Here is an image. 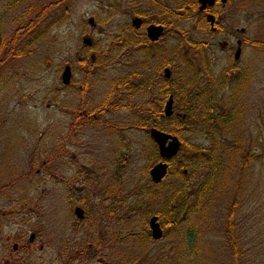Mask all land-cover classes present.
Wrapping results in <instances>:
<instances>
[{"label": "rangeland", "instance_id": "obj_1", "mask_svg": "<svg viewBox=\"0 0 264 264\" xmlns=\"http://www.w3.org/2000/svg\"><path fill=\"white\" fill-rule=\"evenodd\" d=\"M154 1L0 0V31L5 37H18L14 20L26 6L51 4L27 33L36 38L32 51L0 65V264L197 262L195 255L188 254L183 220L164 237L145 240L143 218L150 209L158 208V199L148 208L130 207L137 188L143 191L148 186L143 168L154 161L150 137L146 130L132 125L136 121L126 107L139 100L137 96L125 99L121 94L119 98L111 95L110 101L117 106L110 105L109 115L106 95L112 80L127 76L137 81L130 73L137 70L140 54L117 41L115 51L99 55L98 65L79 62L91 59L90 44L111 48L116 35L127 33L132 17L142 16L133 13L135 9L149 11V17L158 20L157 3L175 9L186 0ZM215 9L220 31L192 28L191 19L179 25L194 38L203 37L215 76L229 66L248 71L250 115L256 119L255 134L264 142V48L250 43L264 44V0H228L219 2ZM90 17L93 23L88 22ZM29 18L32 20L34 14L22 18V24ZM239 28H244L243 33ZM137 31L143 32L144 27ZM83 38L90 43H84ZM236 38H242L243 43L234 59ZM156 42L159 51L149 65L155 68L163 63V55L174 48L176 78L187 76L186 65L179 59L184 42L177 34L164 29ZM3 54L0 52V59ZM187 56L201 68L199 54L190 50ZM65 64L71 66L66 83L61 80ZM200 77L205 79L202 71ZM183 136L192 142L202 140L193 130ZM173 180L167 177L150 190L162 193ZM189 180L193 183L194 178ZM240 194L243 197L234 218L238 243L250 249L237 264H264V157L248 174ZM230 198L231 191L216 198L212 220L203 223L194 240L200 264H235L225 237ZM74 206L86 210L82 218L75 217Z\"/></svg>", "mask_w": 264, "mask_h": 264}, {"label": "trees", "instance_id": "obj_2", "mask_svg": "<svg viewBox=\"0 0 264 264\" xmlns=\"http://www.w3.org/2000/svg\"><path fill=\"white\" fill-rule=\"evenodd\" d=\"M150 1L156 3L154 0ZM196 5V1L186 0L171 10L166 4L157 3L160 12L158 20L149 17V11L139 12L135 9L133 12L144 16L146 22L155 21L162 24L166 30L175 32L179 41L184 42V46L180 45L179 59L186 65L188 74L190 73L187 76L176 78L177 66L175 64H172L169 78L162 73L163 66L170 64L169 61L176 51L174 48L169 54L163 55V60H165L163 63L155 68L151 67L149 61L156 57L159 46L157 43H151L145 34L137 31L138 28L133 25L128 27L127 33L114 37L111 48L110 45L101 48L90 44L88 49L93 50L91 59H80L79 62L88 66L98 65L99 62L96 60L99 55L115 51L119 46L116 44L117 41H121V47L128 46L140 54V64L136 66L137 70L130 73L131 76L137 77V81L124 80L129 83L130 97L137 96L139 99L133 104L126 105L136 121V124L132 125L141 130L146 128L147 133L150 127L169 132L180 139L181 146L178 153L167 160V174L159 182L150 179L148 174L150 165H145L143 172L148 176V186L143 191L140 187L137 188L136 199L130 207L133 208L132 210L148 208L158 199V208L150 209L147 213L156 214L161 221L162 237L170 230L176 229L182 220L186 222L184 239L188 254L195 255L197 262L188 260L185 264H200L199 250L194 240L200 234L203 223L212 220L210 213H213L216 198L231 191V198L227 203L225 237L232 250L235 264H237L238 258L244 257L250 248L244 245L243 248L239 245L238 224L234 218L243 197L240 191L247 183L248 174L254 171L255 165L263 162L264 142H261L255 134L256 119H251L250 115L251 106L246 96L248 71L229 66L215 76L207 61L205 54L207 45L203 37L194 38L188 30L179 25L191 19L194 22L192 28L209 33L214 32L209 28L208 21L196 10ZM37 6L40 5L26 6L20 17L14 20L16 24L14 29L17 28L19 32L18 37L12 35L5 37L4 32L0 31V52L4 51L0 65H5L15 57L27 55L32 51L31 46L36 38L27 33L34 26L33 24L36 25L43 14L51 9V4ZM178 9H183L184 12L180 13ZM31 13L34 14V18L30 20V17L22 24L21 19ZM220 30L221 25L215 24V31ZM250 43L264 48L261 41ZM190 50L200 55L201 68L197 69L187 58ZM146 70H153V74L145 73ZM201 71L205 79L200 77ZM168 94L173 95L172 113L165 115L163 101ZM160 100L161 103H159ZM116 106V104L111 105L112 108ZM187 130L200 133L202 140L189 141L183 136ZM149 143L150 155L154 163L160 158L155 142L150 138ZM167 177H174V180L165 185L162 193L150 190V186L162 185ZM190 178H194L193 183H190ZM112 191L109 192L112 193ZM115 201L122 203L119 199ZM147 202L149 205L146 204ZM192 217H194L193 221ZM144 225H147L146 219H143ZM150 237L149 228L145 240ZM28 241L30 242V239ZM181 256L184 257V255Z\"/></svg>", "mask_w": 264, "mask_h": 264}, {"label": "water", "instance_id": "obj_3", "mask_svg": "<svg viewBox=\"0 0 264 264\" xmlns=\"http://www.w3.org/2000/svg\"><path fill=\"white\" fill-rule=\"evenodd\" d=\"M199 5V9L204 8L207 5H212L214 3V0H197ZM208 20H212L213 16L208 15ZM89 23H93V18L90 17L88 19ZM140 23L139 17H134L132 19V24L137 27ZM161 32V26L150 24L146 28V34L151 40H155L158 38ZM83 41L86 43H90V40L87 38H83ZM239 43V40H238ZM240 53V49H236L234 52V59L238 58V55ZM165 76H169V69L165 67L164 69ZM71 68L69 64H65L63 67V70L61 72V80L63 82H68L70 78ZM163 112L165 115H170L172 113V96H168L165 104L163 105ZM149 135L152 138V140L155 142L158 150V155L160 159L156 162H154L148 170L150 179L154 182H159L161 179H163L168 171V162L167 160L171 157L175 156L177 152L180 149L181 141L176 136L169 132L157 129L155 127L149 128ZM73 212L77 218H82L84 216V209L81 206H75L73 208ZM156 216L152 215L149 218L148 225L150 228V235L153 239H159L162 237V228L160 227L159 223L156 221Z\"/></svg>", "mask_w": 264, "mask_h": 264}, {"label": "flooded vegetation", "instance_id": "obj_4", "mask_svg": "<svg viewBox=\"0 0 264 264\" xmlns=\"http://www.w3.org/2000/svg\"><path fill=\"white\" fill-rule=\"evenodd\" d=\"M228 0H214V3L212 4V5H207V6H205L204 8H202V9H199V3H198V1L196 0V3H197V5H196V10L199 12V14L200 15H202L203 17H204V19L205 20H207L208 21V23H209V28L211 29V30H214V32H215V24H217V23H219V15L217 14V11H216V6H217V4L220 2L221 4H224V3H226ZM171 9V8H170ZM171 10H174V9H171ZM212 15L213 16V19L212 20H208L207 19V16L208 15ZM134 17H139L140 18V23H139V25L137 26V27H135L133 24H132V20H131V24L135 27V28H141V27H144V31H143V33L145 34V36L150 40V42L151 43H157L156 41L160 38V36H162L163 35V33H164V29H165V27L162 25V24H159V23H157V22H155V21H150V22H146V19H145V17L144 16H138V15H134L133 17H132V19L134 18ZM150 24H155V25H160L161 26V32H160V35L158 36V38L157 39H155V40H151L148 36H147V34H146V28H147V26L148 25H150ZM220 24V23H219ZM166 30V29H165ZM239 30V32L240 33H243V31H244V28H239L238 29ZM238 40H239V43H238ZM235 43H236V45H237V47H236V49H240V46H241V44L243 43V39L242 38H236V40H235ZM226 44H227V41H224L223 42V46H226ZM236 49H235V51H236ZM234 51V52H235ZM176 55H177V52L175 51L174 52V55L171 57V61H169L170 62V64H167V65H165V66H163V68H162V73L164 74V68L165 67H167L168 69H169V71H170V73H169V76H170V74H171V71H172V64H175V60H176ZM234 55V54H233ZM164 76H165V74H164ZM169 76H165L166 78H169ZM125 79H127V76H125L124 78H123V80H112L111 82H110V88H109V91H108V94L106 95V97L108 98V113H109V115H110V105H113V104H116V102H111L110 101V97H111V95L112 96H117V98H119V95L121 94L122 95V97H125V99H127V98H129L130 97V88H129V83L126 81H124ZM172 96V104H173V95L172 94H168L167 96H166V98L164 99V101H163V105L165 104V102H166V100H167V98H168V96ZM162 98V97H161ZM159 103H161V100H160V102ZM108 128L110 129V119H108ZM144 130H146V128L144 129ZM85 210V209H84ZM152 215H155L156 216V214H151V213H147L146 215H145V217L143 218L144 220L146 219L147 220V225H144L145 227L144 228H146V229H149V225H148V221H149V218L152 216ZM157 217V216H156ZM156 221L159 223V225H160V227H161V221L158 219V218H156ZM162 228V227H161Z\"/></svg>", "mask_w": 264, "mask_h": 264}]
</instances>
